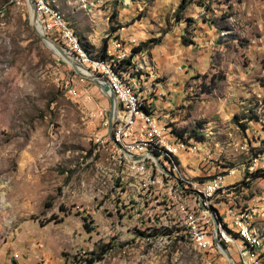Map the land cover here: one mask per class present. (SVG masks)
<instances>
[{"label":"rangeland","instance_id":"obj_1","mask_svg":"<svg viewBox=\"0 0 264 264\" xmlns=\"http://www.w3.org/2000/svg\"><path fill=\"white\" fill-rule=\"evenodd\" d=\"M181 1L49 0L90 58L133 66L122 77L146 114L213 159L200 171L202 157L183 155L182 173L240 182L211 202L220 224L235 235L220 206L247 205L240 213L264 233V0ZM108 115L100 89L32 29L27 3L0 0V264H229L168 234L186 229L189 194L121 161L99 138Z\"/></svg>","mask_w":264,"mask_h":264},{"label":"built area","instance_id":"obj_2","mask_svg":"<svg viewBox=\"0 0 264 264\" xmlns=\"http://www.w3.org/2000/svg\"><path fill=\"white\" fill-rule=\"evenodd\" d=\"M36 6V10L38 13V21L45 33L55 42H57L69 55L73 56L74 59L82 64V57L76 51L75 47L69 42V38L66 34V30L62 28V26L52 20V16L48 15V11L42 7L38 0H33ZM16 2H26L27 0H16ZM113 44H117L116 42ZM120 56V51L117 54ZM85 66L84 64H82ZM118 65H124L126 67V71H134V68L131 64L120 63ZM89 69L93 74L99 75L103 78L108 85L110 86L112 92L115 95L117 108L114 120L118 116H123V112L133 111V121L130 127L126 129V132L122 134H126L129 140L135 143V140L142 139L144 137H151L156 140H162L165 143H168L171 147H173V152L178 155V158L182 159V156L185 155L187 157L197 158L202 157L200 171L208 170L211 166L213 159L209 157L202 156L200 152L199 146H190L187 144L184 138H171L168 136V126H165V122L161 120L159 116H148L141 117L139 115L134 114V108L131 107V102L128 96L121 91L115 90V83L113 76L108 71H103L100 65L96 66H85ZM81 77V76H80ZM83 78V77H82ZM133 82L136 81L135 75L134 79H131ZM152 105V103H148L147 97V108ZM114 124L112 127V136H114V146L116 148V155L129 156L137 161H146V167L149 169L156 170V175L159 174H167L163 171L164 164H160L157 162V155L144 153V148H136L134 151H123L114 135ZM107 136H110L109 133H106L105 138L107 142ZM98 139V138H97ZM100 147V146H99ZM165 169V168H164ZM189 175V174H188ZM190 176V175H189ZM194 182V190H189V198L188 201L193 205V213H192V229H184L183 227H179V223L177 226L172 229L168 234H175L179 237H191L193 242H197L200 246V253H208L211 251H217L218 248L215 243H211L208 241L206 236V229H213L215 231V224L212 219L209 217L207 207L204 206V198H210L211 195L220 193V192H230L237 189L240 182L227 183L226 178L223 177V181H212L206 182V184H199L198 174L194 176H190ZM174 182V181H173ZM178 186V185H177ZM157 189V188H156ZM156 189H146L145 195H153L156 194ZM182 189V188H181ZM186 190V189H184ZM161 205V204H156ZM240 206L247 205H237V204H229L225 206H220L226 214L229 215L231 221L234 223L238 230H242L246 233L248 229V224L243 223V214L240 213ZM247 210H251L249 206H247ZM199 216H207L208 227H200L199 226ZM219 239L225 244L226 248L234 249L235 253L238 256V264H257L256 256H248L243 249V246L238 244L234 239H230L227 235H220L218 233ZM261 248H264L260 244Z\"/></svg>","mask_w":264,"mask_h":264},{"label":"bare ground","instance_id":"obj_3","mask_svg":"<svg viewBox=\"0 0 264 264\" xmlns=\"http://www.w3.org/2000/svg\"><path fill=\"white\" fill-rule=\"evenodd\" d=\"M38 1L42 5V7L48 11V15L52 16V20L59 23L62 26V28L66 30V34L69 38V42L75 47L76 51L82 57V64H84L85 66L100 65L103 71H108L114 78L115 90L125 93L130 99L131 107L134 108V114L139 115L141 117H148L149 115L146 114L144 108L142 109V103L139 101L136 95L131 94L130 89L128 88L125 80L122 77L123 75L122 67L123 66H120V65L118 66L114 62L115 60H112L111 62H109L108 60H96V59L90 58L87 55V53L83 50L79 38L77 37L74 30L70 27V25H68L63 15L50 4L49 0H38ZM123 60H116V61H118L119 63H122L121 61ZM119 67H121V70H119ZM81 70L87 73V70L83 68ZM132 121H133V111L123 112V116H118L114 120V127H115L114 135H115V139L119 147L123 151H134L136 150V148H144V153L157 155V162L160 164H164L165 170L171 173V175L169 174L156 175V172L151 170L152 173L149 176L150 186L162 189L166 185V178L169 176V178L172 180V184L170 185L171 193L174 191L177 194V196L182 198L184 194L185 195H187V193L189 194V190H194L193 180L181 172V167L177 160L178 155L173 152V147H171L168 143H165L162 140H156L151 137H144L142 139L135 140V143H133L129 140L126 134H122L126 132V129L128 127L131 126ZM168 136L171 138H178V136H172V135H168ZM110 138L114 144V136ZM119 158L121 159V161H124L128 164H132L134 166L139 165L142 168L143 166H146V161H137L136 159H133L132 157L122 156V155H119ZM228 174L233 175L234 174L233 170H229ZM204 175L205 177L207 176L206 174ZM223 177L224 176H215V177H210V178L198 180V181H199V184H206V182L223 181ZM227 193L228 192H220V193L211 195L210 198H204V206L207 207L209 217L212 219L213 223L215 224L214 218L212 217V213L218 215L220 217V220H218V223H217L218 233L220 235H227L230 239H234L238 244L243 246V249L245 250V253L248 256H256L257 264H264V260H263L264 259V248L260 247V244L264 246V233H261L260 231L255 230L252 227V225L249 224L247 218L244 215H243V223L248 224V229L246 233L243 232L242 230H238L236 226L234 225V223H232L234 225V228L236 229L235 233L237 235L236 234H235L236 236L231 235L224 228V226L220 224L222 222V217L220 213L212 207L211 202H213L216 197H219L221 195L223 197ZM183 212H184L185 228L192 229L193 205L192 204L184 205ZM199 226L208 227L207 216H199ZM214 234H215V231L211 233L209 229H206L207 239L211 243H215ZM187 238H189L192 241L191 237H187ZM193 243L200 249V246L198 245L197 242H193Z\"/></svg>","mask_w":264,"mask_h":264},{"label":"water","instance_id":"obj_4","mask_svg":"<svg viewBox=\"0 0 264 264\" xmlns=\"http://www.w3.org/2000/svg\"><path fill=\"white\" fill-rule=\"evenodd\" d=\"M27 5H28L29 20H30L31 27L35 31V33L38 35V37L43 41V43L49 49L55 52V54H57L64 62L68 63L76 74L93 82L100 89V91L107 97L109 101L108 133L110 137H112V127L114 124V117L116 114L117 102H116L115 95L112 92L110 86L99 75L93 74L85 66H83L82 64H79L74 59L73 56L65 52V50L57 42L52 40L45 33L44 29L42 28V26L40 25L38 21V13H37L36 6L33 0H27ZM82 68L87 70V73L82 71L81 70ZM163 171L171 175V173L167 172L164 168H163ZM212 217L214 218V222H215L214 242L217 248L220 250V252H222L225 255L229 264H238L228 252L225 244L219 239L217 223H218V220H220V217L214 213H212Z\"/></svg>","mask_w":264,"mask_h":264},{"label":"trees","instance_id":"obj_5","mask_svg":"<svg viewBox=\"0 0 264 264\" xmlns=\"http://www.w3.org/2000/svg\"><path fill=\"white\" fill-rule=\"evenodd\" d=\"M192 0H182L181 1V4L179 6V10H182L186 7L187 4H189ZM148 45L147 42H144L142 45H138L134 48V51H137V50H140L142 49L143 47H146ZM106 55V43L103 44L102 48H101V57H104ZM129 62V61H127ZM125 63V61H124ZM145 110V106L143 107ZM178 136L182 137V134L181 133H176ZM95 261V258H90V259H87V262L88 264H92L93 262Z\"/></svg>","mask_w":264,"mask_h":264}]
</instances>
